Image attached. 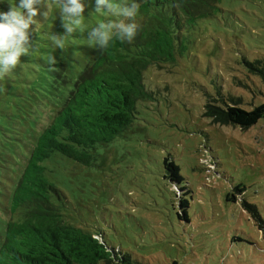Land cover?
I'll return each mask as SVG.
<instances>
[{"label":"rangeland","instance_id":"obj_1","mask_svg":"<svg viewBox=\"0 0 264 264\" xmlns=\"http://www.w3.org/2000/svg\"><path fill=\"white\" fill-rule=\"evenodd\" d=\"M58 3L47 0L48 17L38 15L37 32L30 28L36 50L0 77L2 221L38 136L99 51L87 29L57 46L64 31ZM9 7L8 0L0 4ZM219 7L184 31L187 47L176 63L145 71L154 98L138 102L132 125L99 145L91 165L60 153L44 161L68 197L74 224L100 232L130 264H264L263 230L244 206L256 204L264 219V119L242 128L205 115L208 96L218 92L238 97L247 110L264 103V0H221ZM90 9L94 0L85 9L89 27L114 19L89 17ZM168 155L181 168L179 184L165 177Z\"/></svg>","mask_w":264,"mask_h":264},{"label":"trees","instance_id":"obj_2","mask_svg":"<svg viewBox=\"0 0 264 264\" xmlns=\"http://www.w3.org/2000/svg\"><path fill=\"white\" fill-rule=\"evenodd\" d=\"M220 1L139 0L135 39L115 40L98 51L74 79L30 151L11 194V215L0 220V264H130L129 256L110 247L100 232L74 224L68 197L49 179L44 161L60 153L91 165L99 145L114 141L132 125L138 102L154 98L146 87L145 71L154 64L176 63L187 47L184 31L214 16ZM261 72L264 75V69ZM239 102L238 97L221 92L210 94L205 115L216 123L242 128L264 119V103L247 110ZM163 165L165 177L181 183V168L171 155ZM244 206L264 233L258 206L247 201Z\"/></svg>","mask_w":264,"mask_h":264},{"label":"clouds","instance_id":"obj_3","mask_svg":"<svg viewBox=\"0 0 264 264\" xmlns=\"http://www.w3.org/2000/svg\"><path fill=\"white\" fill-rule=\"evenodd\" d=\"M8 10L0 8V77L13 72L21 64V56H30L36 50L30 39L31 31L37 32L40 20L38 15L48 17L49 8L47 0H8ZM4 0H0L3 4ZM93 0H59L57 5L59 17L64 29L63 37L56 43L61 49L64 47L63 39L78 31L87 29L88 40L99 50L107 49L115 40L132 42L137 36L139 25L136 22L140 13L139 0H129L119 3L118 0H94V10L90 9L87 16L95 14L105 19L89 27L85 23V9L92 5ZM41 5L46 10L41 11ZM48 63L55 65L56 57L50 55Z\"/></svg>","mask_w":264,"mask_h":264}]
</instances>
